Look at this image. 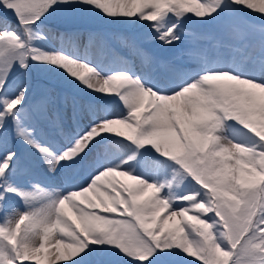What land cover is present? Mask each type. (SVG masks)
Wrapping results in <instances>:
<instances>
[{
    "label": "snow or ice",
    "instance_id": "snow-or-ice-1",
    "mask_svg": "<svg viewBox=\"0 0 264 264\" xmlns=\"http://www.w3.org/2000/svg\"><path fill=\"white\" fill-rule=\"evenodd\" d=\"M0 264H264V0H0Z\"/></svg>",
    "mask_w": 264,
    "mask_h": 264
},
{
    "label": "rangeland",
    "instance_id": "rangeland-1",
    "mask_svg": "<svg viewBox=\"0 0 264 264\" xmlns=\"http://www.w3.org/2000/svg\"><path fill=\"white\" fill-rule=\"evenodd\" d=\"M257 24H259V21H257ZM103 31H106L107 33H108V35L107 36H109V43L110 44H112L111 42H115V43H117V47H119L120 46V41L123 39V38H125V37H127V36H129L130 35V33H127V32H125V31H123V30H121V29H118V28H111V29H107V30H103ZM188 32H189V39L191 40V39H194L195 38V36H197V35H200L201 33L202 34H205V35H212V34H214V29H210V28H207V29H200L199 30V32H194L192 29H188ZM106 36V37H107ZM111 36V37H110ZM111 40H113V41H111ZM83 42V38H81V40L80 41H78V46L80 47V50L81 51H84V45L85 44H83L82 43ZM60 42H58L57 44H59ZM93 48V50L91 49V51H93L94 53H96L97 55L99 54V49L98 48H94V47H92ZM95 49V50H94ZM44 87L46 88V89H48L49 91H51V92H53V93H56V94H59V95H61V96H63L64 95V93H61L60 92V89L58 88V86L55 84V82H48V83H46L45 85H44ZM69 103H70V100H69Z\"/></svg>",
    "mask_w": 264,
    "mask_h": 264
},
{
    "label": "trees",
    "instance_id": "trees-1",
    "mask_svg": "<svg viewBox=\"0 0 264 264\" xmlns=\"http://www.w3.org/2000/svg\"><path fill=\"white\" fill-rule=\"evenodd\" d=\"M211 29V28H210ZM80 31L82 33V37L84 38V44L87 45L89 42V33H96V32H101L103 30L97 29L94 26H90V25H85V26H81ZM111 37V36H110ZM108 40L110 39L109 36L106 37ZM113 41V40H111ZM60 42L59 39L57 40V43ZM113 47H117V43L115 42H111ZM95 48V47H94ZM93 50V48H91ZM95 50V49H94Z\"/></svg>",
    "mask_w": 264,
    "mask_h": 264
}]
</instances>
